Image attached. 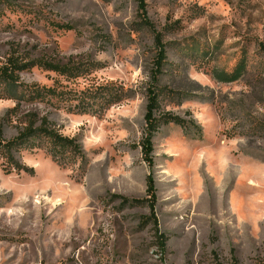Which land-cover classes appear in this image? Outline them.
I'll list each match as a JSON object with an SVG mask.
<instances>
[{"label":"rangeland","instance_id":"374dc122","mask_svg":"<svg viewBox=\"0 0 264 264\" xmlns=\"http://www.w3.org/2000/svg\"><path fill=\"white\" fill-rule=\"evenodd\" d=\"M13 53L79 74L35 67L25 86L116 83L126 99L98 116L0 100V140L34 115L82 154L0 157V264H264V0H0V67ZM153 83L156 117L188 125L159 128L149 167ZM148 178L153 213L135 203Z\"/></svg>","mask_w":264,"mask_h":264},{"label":"trees","instance_id":"16d2710c","mask_svg":"<svg viewBox=\"0 0 264 264\" xmlns=\"http://www.w3.org/2000/svg\"><path fill=\"white\" fill-rule=\"evenodd\" d=\"M28 60L24 55L13 53L9 56L6 63L0 67V100L41 103L56 110L66 111L72 115L98 116L126 99L125 89L116 83L93 85L81 91L57 85L47 88L37 84L25 86L20 83L19 74L30 71V69L35 67L41 68L44 71L54 72L62 77H79V74L74 73L75 69H71L68 64L60 65L48 60H32L30 63L25 64ZM156 65L159 74L163 65L162 57L159 58ZM95 67L97 68V66ZM83 70L88 71V69ZM244 70L245 66L237 65L230 75L222 73L220 80L223 83L231 84V82H235L240 78L241 72ZM156 79V77H152L154 83H156ZM152 87L148 89L146 95V102H148L144 117L146 130L144 132L145 137L141 142V152L144 155V162L149 167L152 165L153 138L155 133L159 131V128L174 124L182 129L188 125L185 121L170 115L156 117L160 108L159 97L161 96V89L155 84ZM27 120L28 123L25 124V128L14 140H0V157L5 160L9 169L12 166L18 168L13 155L22 150L43 147L46 155L50 156L56 163L60 161L66 163L70 159L82 157L80 146L75 139L62 137L59 131L45 119L39 120L36 116L31 115ZM6 170V173H10L11 171ZM147 186L146 194L149 199L144 201L136 200L135 203L142 204L147 202L153 213L156 206V197L151 178H148ZM162 238L161 236L160 239ZM162 250H164V247H162Z\"/></svg>","mask_w":264,"mask_h":264}]
</instances>
